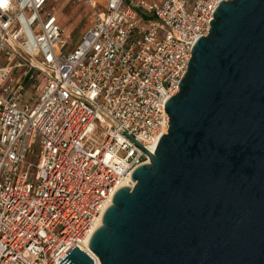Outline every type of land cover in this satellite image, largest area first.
<instances>
[{
    "label": "built area",
    "instance_id": "built-area-1",
    "mask_svg": "<svg viewBox=\"0 0 264 264\" xmlns=\"http://www.w3.org/2000/svg\"><path fill=\"white\" fill-rule=\"evenodd\" d=\"M48 1L0 0V264H59L75 247L93 259V225L149 162L121 133L156 147L193 45L230 0H105L70 50Z\"/></svg>",
    "mask_w": 264,
    "mask_h": 264
},
{
    "label": "water",
    "instance_id": "water-1",
    "mask_svg": "<svg viewBox=\"0 0 264 264\" xmlns=\"http://www.w3.org/2000/svg\"><path fill=\"white\" fill-rule=\"evenodd\" d=\"M168 129L93 231L99 264H264V0L220 2ZM59 264H94L75 247Z\"/></svg>",
    "mask_w": 264,
    "mask_h": 264
},
{
    "label": "rangeland",
    "instance_id": "rangeland-1",
    "mask_svg": "<svg viewBox=\"0 0 264 264\" xmlns=\"http://www.w3.org/2000/svg\"><path fill=\"white\" fill-rule=\"evenodd\" d=\"M90 1V3H75L72 0H57L53 3L49 0L45 5V10L53 12L57 17L62 29V38L67 42L66 50H70L75 46L82 33L92 24L96 14L100 12L104 4L103 0ZM3 64L4 61L0 59V65ZM40 80V78H37L35 86L39 85Z\"/></svg>",
    "mask_w": 264,
    "mask_h": 264
},
{
    "label": "bare ground",
    "instance_id": "bare-ground-1",
    "mask_svg": "<svg viewBox=\"0 0 264 264\" xmlns=\"http://www.w3.org/2000/svg\"><path fill=\"white\" fill-rule=\"evenodd\" d=\"M154 147H155V143L151 146L150 149L153 150ZM132 184H133V183H130V179H129V177H124V178H122V179L118 182L116 188H117V187L120 188V187H124V186L132 187ZM99 223H100V221H97V222L93 225L92 230L96 229L97 226L99 225ZM82 248H83V247H82ZM88 251H89V250H88ZM89 254L93 257V259H94V261H95V264H99L98 259H97L94 255H92V253H91L90 251H89Z\"/></svg>",
    "mask_w": 264,
    "mask_h": 264
},
{
    "label": "crops",
    "instance_id": "crops-1",
    "mask_svg": "<svg viewBox=\"0 0 264 264\" xmlns=\"http://www.w3.org/2000/svg\"><path fill=\"white\" fill-rule=\"evenodd\" d=\"M105 2V0H103Z\"/></svg>",
    "mask_w": 264,
    "mask_h": 264
}]
</instances>
